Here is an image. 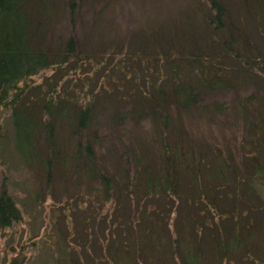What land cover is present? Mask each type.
<instances>
[{"label":"trees","instance_id":"obj_1","mask_svg":"<svg viewBox=\"0 0 264 264\" xmlns=\"http://www.w3.org/2000/svg\"><path fill=\"white\" fill-rule=\"evenodd\" d=\"M106 1L108 6L111 5L112 0ZM225 1L232 5L235 20L231 18ZM225 1L191 0L175 13L168 14L163 23L141 27L137 43L132 44L128 37H123L121 42L111 40L102 48L82 51L80 43L73 37L61 44L46 42V21H32L26 13L27 3H30L36 11L48 17L51 0H0V109L11 113L14 153L24 164L35 160L34 145L39 140V130H43L48 146L43 162L46 179L52 178L57 167L62 172V168L68 165V157L76 161L85 157L95 167L103 185L98 196H91L89 192L90 204L109 202L112 193L116 197L118 187H114L115 181H120L121 176L116 173L118 176L114 178L106 169L97 166L95 145L100 140L98 133L89 136L88 131L95 118L100 93L108 96L116 81L132 85L133 93L115 97L114 105L120 109L131 106L136 122L142 114H149L148 122L156 132L154 142L157 146L152 158L165 165V171L152 178L147 163L149 154L144 151L145 159L138 151L134 152L135 163L131 172L122 174L124 180L138 169V160L146 166V194L156 198L162 192L167 199L174 200L179 197L176 192L178 173L187 169L197 178L201 176L199 168H203L211 190L198 192L188 205L205 208L202 211L218 216L221 222L227 219L232 222L230 237L219 236L218 242L214 243L213 251L220 257L216 263L223 264L231 255L232 260L228 261L231 264H264V96L242 91V87L253 80H258L264 87V54L257 48L244 21L249 16L260 19L263 1ZM67 5L72 16L76 9L75 0ZM101 9L103 11L93 14L95 24L106 10ZM161 30H166L170 36L161 37ZM130 45L135 46L132 53L127 52ZM145 47L153 51L152 58L156 62L139 65L138 70L129 66L131 55L136 56L137 50ZM223 58H231L234 64H223L219 61ZM108 62L115 64L110 69L105 68ZM87 66L92 73L90 76L81 73ZM128 66L132 67L131 72L125 70ZM140 66L144 68L140 69ZM48 71L52 83L51 79L47 80L50 77H45ZM58 73L63 74L59 79ZM133 73L140 79L135 84L129 80ZM100 76L99 89L96 85ZM37 77L53 85L48 89L43 88L45 85L36 86L34 79ZM222 92L233 93L230 103L213 102ZM208 96L214 99L206 101ZM192 113L198 120L197 129H191ZM223 116L234 121L225 142L231 152L228 159L224 149L219 147L211 124L213 119ZM62 127L76 138L77 146L72 156L66 153L68 143L57 141V130ZM195 139L200 143L207 140L217 151L219 156L213 158V166L207 164L199 152V155L194 152ZM218 188L224 189L225 198L234 200L235 206L228 213L218 210ZM239 202L263 216V233H257L252 216H248L245 223L240 221L247 211L240 209ZM20 220L14 200L6 192H1L0 228ZM149 231L147 229L140 235L142 243H146ZM162 238L159 235L157 239ZM165 244L162 240L158 242L157 250ZM184 244L179 242L177 250L168 251L167 264H172L171 258L174 261L175 256L183 260L182 264H204L201 252L192 254ZM118 249L116 242L114 264H133L139 259L149 264L162 263L160 258H155L156 253L150 255L142 248L138 260L135 255L126 256V253L119 256ZM122 250L129 252L126 246ZM153 259H156L155 263Z\"/></svg>","mask_w":264,"mask_h":264},{"label":"rangeland","instance_id":"obj_2","mask_svg":"<svg viewBox=\"0 0 264 264\" xmlns=\"http://www.w3.org/2000/svg\"><path fill=\"white\" fill-rule=\"evenodd\" d=\"M71 1L73 0H51V12L48 17L36 11L30 3H27L26 13L32 21L38 19L46 21V42L58 41L61 44L73 37L78 44L80 43V49L83 51L88 50L87 48H102L111 40L115 43L121 42L123 37H128L132 44L137 43L141 27L163 23L168 14L175 13L191 0H112L109 6L106 0H75L76 9L72 16L67 5ZM262 1L260 19L249 16L244 21L257 48L264 54V0ZM228 5L231 18L234 19L236 15L233 7L231 4ZM101 7L106 10L97 20L98 24H95L93 14L103 11ZM168 34L166 30L159 33L161 37L170 36ZM134 47L131 46L127 52L132 53ZM137 51L136 56L131 55L129 58V66H134L138 70L139 65L156 62V59L152 58L151 49L145 47ZM219 61L227 66L234 64L231 58ZM112 64L115 63L108 62L105 68L110 69ZM129 66L125 70L131 72L132 67ZM143 68L140 66V69ZM81 73L86 76L92 74L88 66ZM62 76L63 74H57L58 79ZM45 77H50L47 80L51 79V83L53 82L49 71ZM129 80L135 84L140 79L133 73ZM34 81L36 86L45 85L44 89L53 85L47 84V81L40 77ZM97 81L96 88L100 89L101 76ZM139 83L141 84L140 81ZM131 88L132 85L116 81L112 89L110 88L112 92L108 96L100 93L96 101L95 118L88 131L89 136L98 133L100 140L95 145L97 166L106 169L114 178L118 176L116 173L121 176L120 181H115L114 187H118L116 197L112 193L109 202L90 204L89 192L91 196H98L103 185L94 170L95 167L93 168L85 157L78 161L68 157L67 167H63L62 172L59 167L55 168L52 178L46 179L43 162L47 156L48 146L43 130H39V140L34 145L35 160L30 164H24L14 153L11 113L0 109V193L6 192L14 200L21 217L18 223L0 228V264H114L112 259L116 257V242L120 248L119 256L126 253V256L135 255V259L138 260L139 250L142 248L150 255L156 253L155 258H160L161 264H167L165 259L169 255L168 251L172 250L173 253V250H177V244L181 242L185 243L184 246L192 254L201 252L204 264H217L220 257L213 251L214 243L218 242L219 236L230 237L232 222L230 219L221 222L218 216L202 211L205 208L188 205L198 196V192L208 193V190H211L209 189L211 183L204 176L207 172L203 168H199L203 173L201 171V176L197 178L187 169L178 173L176 192L179 197L174 200L167 199L162 192H159L156 198L146 194L144 190L148 178L146 166L145 163L140 164L137 159L138 169L132 172V176L126 180L122 176L126 171L131 172L135 163L134 152L138 151L145 159L144 151L149 154L147 163L152 170L150 173L152 178L157 173L164 174L165 171V165L152 158L157 146L154 142L156 132L148 122L149 114H142L136 122L131 106L120 109L114 105L115 97L133 93ZM242 89L243 93L254 92L264 96V87L258 80H253ZM232 95L233 93L222 92L215 99L208 96L205 100L214 99L213 102L230 103ZM194 115L196 114L192 113L191 129H197L198 120L193 117ZM228 117L223 116L211 121L216 139L221 145L219 147L224 149L226 159L231 152L229 153L225 142L234 126L233 118ZM56 138L57 141L63 140L68 143L66 153L72 156L77 146L75 136L68 134L67 128L62 127L57 130ZM136 140L141 143L136 144ZM197 141L195 139L193 142L194 152H199L202 159L212 165L213 158L219 154L207 140L201 143ZM216 191L219 192L216 195L219 196L218 210H225L228 213L235 206L234 200L225 198L224 189L218 188ZM237 204L242 211H247L240 221L245 223L248 216H252L257 233H263V216L252 209L249 210L248 206L240 202ZM147 229H150L148 232L150 236L146 243H142L140 235ZM159 235L163 237L160 240L157 239ZM161 240L167 245L157 250L156 245ZM125 246L128 253L122 250ZM229 260H232L231 255L225 258L223 264H231ZM152 261L155 263L156 259ZM171 261L172 264H182L183 260L175 256L174 261L172 258ZM133 264L149 263L139 259Z\"/></svg>","mask_w":264,"mask_h":264}]
</instances>
